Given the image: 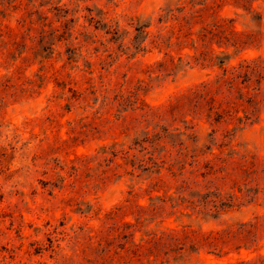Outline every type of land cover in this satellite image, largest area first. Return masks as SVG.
Segmentation results:
<instances>
[{
  "label": "rangeland",
  "instance_id": "1",
  "mask_svg": "<svg viewBox=\"0 0 264 264\" xmlns=\"http://www.w3.org/2000/svg\"><path fill=\"white\" fill-rule=\"evenodd\" d=\"M181 4L213 5L203 25L243 34L238 47L208 43L221 67L197 65L189 46L154 48ZM0 25L14 31L0 38V264H94L119 233L183 229L230 232L229 253L185 240L165 264L264 255V65L237 89L200 91L264 59V0L250 13L217 0H0Z\"/></svg>",
  "mask_w": 264,
  "mask_h": 264
},
{
  "label": "trees",
  "instance_id": "2",
  "mask_svg": "<svg viewBox=\"0 0 264 264\" xmlns=\"http://www.w3.org/2000/svg\"><path fill=\"white\" fill-rule=\"evenodd\" d=\"M204 1L206 2L207 0ZM218 1L228 2L234 8L242 9L243 11L250 13L253 12V4L258 0H217V2ZM187 6L188 5L181 4L178 7V12L181 14L178 17L173 14L172 10L167 12L166 17H168L170 13V17L168 19L173 22L165 32L166 35H168L167 43H165L163 36L159 35L157 36L156 40L152 42L154 48L161 49L163 46H166V49H170L173 47L176 48L178 52H181L182 50L186 49V47L182 45L189 46L188 49L192 50L194 53L192 59H194L197 65L206 67V65L211 64L212 66V63L215 59L216 65L221 67L225 62V58H213V51L207 49L208 43L214 38L218 37L225 43L233 40L230 46L238 47L240 44L238 39H241L243 34L237 32L232 25H228L231 23V21L215 19L211 25H203L204 17L211 11L213 5L205 4L200 10L197 11H192V5L190 9H188L189 12L186 11ZM196 26H200L198 31H195ZM13 33L14 31L10 27L0 25L1 39L6 38L5 36L8 38V36L13 35ZM3 43L5 42L3 41ZM164 55L166 56L167 52H165ZM177 55L179 56L178 61H180L181 54L177 53ZM186 57L189 56L186 55ZM263 65L264 59H261L260 57L251 61L243 60L241 64L238 65L236 70L235 68L233 69L235 70L234 73H238L237 76L231 78V80L228 81L229 78L226 77L227 70L224 69L222 77L218 78L213 85L210 83L202 84L200 91L206 97H208V99H212L211 95L213 94V89L220 90L225 83L229 84L230 89H237V86L234 84L235 79L242 78L240 84H246L249 82L251 74L255 72L256 69H261ZM244 89H247V87H244ZM244 95H247V92H245V94H241V96ZM246 100L249 103L251 102L252 97H247ZM141 106L142 108L145 107L143 104H141ZM222 112L228 113L230 111H225V109H223ZM214 113L219 114L218 111ZM124 208L125 207L123 206L114 208L113 212L109 213L108 215H113V218L117 217ZM257 218L258 217H255V220ZM127 227L131 226L127 225ZM133 235L134 233L128 235L119 233L112 238L113 242L106 243L104 245L99 241V243L96 244L97 254L93 259V263L165 264L168 262V257L183 251L185 243H181V241L185 240H189L190 249L195 248L198 250L200 248H206L208 249V253H211L218 258H223L229 253L228 251L224 252V250L229 248V239L234 237L230 232L226 231H216L207 234H201L188 229H183L180 233H149L145 235L146 239H141L139 242H135ZM93 239L94 237H90L88 239L90 242L88 248L91 249V252L92 249H95L93 246ZM116 239H120L123 242L120 243V241H118L119 243L114 245ZM88 248L86 247L85 249ZM220 264H264V255H258L257 257L248 260H228Z\"/></svg>",
  "mask_w": 264,
  "mask_h": 264
}]
</instances>
